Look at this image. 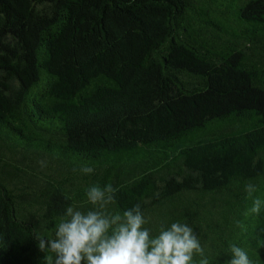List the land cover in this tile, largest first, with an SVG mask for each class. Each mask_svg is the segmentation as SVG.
Wrapping results in <instances>:
<instances>
[{"label":"trees","instance_id":"obj_1","mask_svg":"<svg viewBox=\"0 0 264 264\" xmlns=\"http://www.w3.org/2000/svg\"><path fill=\"white\" fill-rule=\"evenodd\" d=\"M249 182L264 200V0H0V264H46L36 234L106 184L150 239L264 264Z\"/></svg>","mask_w":264,"mask_h":264},{"label":"clouds","instance_id":"obj_2","mask_svg":"<svg viewBox=\"0 0 264 264\" xmlns=\"http://www.w3.org/2000/svg\"><path fill=\"white\" fill-rule=\"evenodd\" d=\"M41 167L44 162H39ZM76 171V169H73ZM90 174L92 167H81ZM117 189L110 184L93 185L86 191L95 210L82 212L69 206L55 226L51 239L37 233L38 249L44 253L46 264H191L194 253L201 256L200 264H209L204 249L192 227L174 222L167 229L162 225L159 234L150 239L148 223L139 204L123 213H112L107 207L115 202ZM256 185H245L246 198H253ZM264 200L252 199L248 214L259 215ZM240 226V222H237ZM227 264H253L242 248L231 246Z\"/></svg>","mask_w":264,"mask_h":264}]
</instances>
